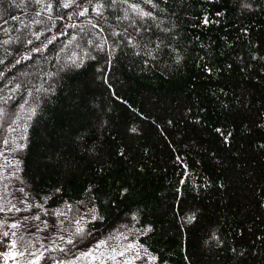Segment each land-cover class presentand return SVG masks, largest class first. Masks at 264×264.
Returning a JSON list of instances; mask_svg holds the SVG:
<instances>
[{"label": "snow or ice", "instance_id": "1", "mask_svg": "<svg viewBox=\"0 0 264 264\" xmlns=\"http://www.w3.org/2000/svg\"><path fill=\"white\" fill-rule=\"evenodd\" d=\"M233 8L253 24L254 16H264V0H234ZM193 9L197 11L198 25L204 26L219 24L229 11L226 4L212 5L210 11L203 0H0V49L4 52L0 56V124L7 133H15L13 126L20 121V110L26 113L25 122L20 123L21 135L0 138V144L5 146L0 156L17 153L12 157L13 169L0 166V180L4 181L0 185V264H170L162 250L146 246L137 238L154 231L153 223L145 222L147 210L142 207H127L126 222L119 226L123 231L113 228L115 235L101 234L92 223L102 224L106 213L121 211V205L133 192L127 181L113 177L107 191L89 182L78 200L66 198L63 185L41 194L18 175L22 163L18 154L29 147L24 142L30 126L27 121L37 117L41 105L63 87L68 73L91 68L93 80L101 81L112 97L122 99L116 85L125 82L113 75L118 68L159 74L162 79L186 68L194 41L184 35L180 21L190 17ZM237 23L241 35L251 33L250 27ZM60 37H65L66 46L57 50ZM224 39L226 51L222 52L205 51L210 46L201 42L199 51L203 55L193 57L192 62L200 75L211 77L235 71L241 83L250 87H241L232 100L222 101L223 109L233 118L230 128H214L221 147L211 152L203 149L216 172L211 179L203 178V187L227 192L234 175L244 173L252 180L249 187L253 199L244 207L236 204L234 215L240 220L228 224V231L221 227L227 224V218L219 217L198 237L189 234H195L200 227L203 212L189 208L179 217L176 227L182 240L192 239L194 244L191 250L182 244L180 251L185 264H264V39L255 43L249 39L247 47L238 53L233 44L227 43V37ZM217 56L226 57V61L218 66L214 62ZM50 60L56 63L46 70ZM25 62L31 70L13 75L16 67H23ZM220 91L228 96L223 89ZM104 111L105 118L98 120L100 129L108 125L111 108ZM185 115L201 121L191 106L185 105ZM166 123L171 126L173 120ZM125 131L136 138L143 134L135 124ZM238 136L243 140L239 147ZM105 139L99 135L92 141L80 134L65 145L63 152L45 158L56 159L65 175L73 176L81 167L80 161L88 157L95 161V178L105 183L117 160H128L130 155L129 146L122 140L105 148ZM112 140L116 141L117 136L113 135ZM143 152L147 153L148 148ZM175 160L184 170L177 181L179 191L191 165L180 156ZM143 170L140 165L139 171ZM16 181L20 186L14 194L9 185ZM56 196L59 199H54ZM210 256L213 259L209 260Z\"/></svg>", "mask_w": 264, "mask_h": 264}, {"label": "trees", "instance_id": "2", "mask_svg": "<svg viewBox=\"0 0 264 264\" xmlns=\"http://www.w3.org/2000/svg\"><path fill=\"white\" fill-rule=\"evenodd\" d=\"M233 2L234 0H203L210 11H212V5H227L228 15L222 17L219 24L198 25L196 9H193L190 17L181 19L184 35L192 39L194 43L190 46L191 54L187 67L181 69L178 74L162 79L159 74L139 73L135 70L118 68L113 75H118L125 82L123 85H116L117 95L122 99L112 97L101 81L93 80L91 68L70 72L64 76L63 87L59 88V91L53 94L47 103L41 105V111L37 113V117L27 121L30 126L26 130L27 138L24 142L29 147L19 151L18 158L22 163L18 175L41 194L51 193L54 186L63 185L64 195L70 200L80 199L82 188L89 182L107 191L113 177L127 181L132 186L133 192L131 197L121 205V211L106 213L107 219L102 224L95 221L92 223L101 234L112 232L113 228L123 231L119 226L126 222L124 213L127 207H142L147 210L145 222L153 223L154 231L147 237L138 236L137 238L141 239L146 246L162 250L170 260V264H185L180 246L187 245L191 250L194 244L192 239L182 240L176 227L179 217L189 208L200 209L203 212L200 227L195 234L190 233V237L193 235L198 237L202 229L215 223L219 217L227 218V224L221 227L228 231V224L234 225L240 220L239 216L234 215L236 204L240 203L244 207L253 199L249 187L252 180L246 174L240 173L234 175L227 192L206 189L203 187V178L211 179L216 172L211 166L207 152L203 149L211 152L221 147L216 139L217 134L214 128L226 126L230 128L233 118L223 109L222 101L232 100L233 94H239L241 87H250V85L242 84L239 73L235 71L231 74L225 72L223 75L211 77L200 75L199 69L195 67L192 60L197 55H203V52L199 51L201 42L210 46L205 48V51L215 49L222 52L226 51L224 38L227 37V43L233 44L238 53L247 47L249 39L253 43L264 39V16H254L252 19L256 23L253 24L247 17L239 16L233 8ZM15 14L16 12L13 11L12 15ZM237 21L250 27L251 33L241 35L240 24ZM238 36L240 39L237 40ZM58 41L57 50L61 46H66L64 45L65 37L58 38ZM3 55V49H0V56ZM38 55L49 56L50 54ZM225 61L226 57L217 56L214 62L219 66ZM55 63L56 61L50 60L45 66L46 70ZM0 70H3V66H0ZM30 70L25 62L23 67H16L13 75ZM21 79L25 78L21 77ZM221 89L228 93L227 97L220 91ZM255 91L258 95L259 89ZM185 105L191 106L193 112L200 114V122L189 119L185 115ZM107 108H111V112L107 115L108 125L100 129L98 120L105 118L104 110ZM252 111L256 109L253 108ZM141 112L144 116H141ZM19 115L20 121L13 126L16 129L15 133H7L6 128L0 124V138L22 134L20 123L25 122L26 113L20 110ZM145 117L149 118L145 119ZM169 119L173 120L171 126L166 123ZM133 124L143 131L139 138L126 134V127ZM80 134L91 137L92 141H95L97 136L103 135L106 138L105 148H108L110 143L115 146L121 140L129 146V159L117 160L107 175V182L101 183L95 178L96 164L88 157L80 161L81 167L73 176L65 175L56 159L45 158L49 154L63 152L65 145ZM113 135L117 136L116 141L112 140ZM237 140L239 147L243 140L239 136ZM4 147L0 144V152H4ZM144 148H148L147 153L143 152ZM13 156H17V153H5L4 156H0V166L9 170L13 169ZM176 156H180L191 165L186 183L179 185V191L176 190L177 181L184 170L176 162ZM245 158L242 157V160ZM140 165L144 168L142 172L139 171ZM9 179L15 180L12 177ZM3 183L4 181L0 180V185ZM19 186V181L9 185L14 194ZM0 194H3L2 189ZM54 199H59V196ZM222 201L226 203H221ZM112 234L115 235V232ZM169 253H171L170 256ZM211 259L213 257L210 256L209 260Z\"/></svg>", "mask_w": 264, "mask_h": 264}, {"label": "rangeland", "instance_id": "3", "mask_svg": "<svg viewBox=\"0 0 264 264\" xmlns=\"http://www.w3.org/2000/svg\"><path fill=\"white\" fill-rule=\"evenodd\" d=\"M24 243H27V241L25 240Z\"/></svg>", "mask_w": 264, "mask_h": 264}]
</instances>
